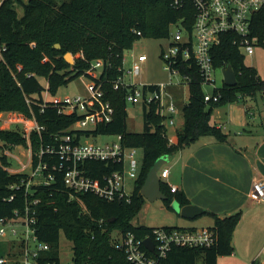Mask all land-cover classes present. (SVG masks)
<instances>
[{"label": "trees", "instance_id": "1", "mask_svg": "<svg viewBox=\"0 0 264 264\" xmlns=\"http://www.w3.org/2000/svg\"><path fill=\"white\" fill-rule=\"evenodd\" d=\"M191 12L193 15L189 6L172 7L170 0H3L0 4V114L10 118H35L44 126L41 132H31L34 165L38 163L37 153L41 146L57 142L53 137L56 134L76 133L79 137L83 134H121L126 146L143 150L142 169L129 202L108 200L91 192L74 193L64 184V171L59 170L54 171L56 177L51 184H31L27 189L29 173L26 170L12 172L6 153L7 147L14 145L28 148L27 138L23 132L0 126V219L16 218L29 209L30 215L36 218L34 228L38 239L50 247L41 253V264H62V230L72 243L74 264H132L125 253L115 247L114 232L132 231L139 237L151 234L152 227L133 223L146 202L142 187L150 168L160 157L172 155L202 136L213 135L224 140L226 134L211 123L213 108L264 94V78L245 63L237 34L227 33L212 49L214 65L221 68L231 64L238 82L234 86L224 84L219 91L215 90L214 93L220 92L217 101L205 100L202 77L196 66L187 62L177 65L191 78L187 79L189 100L183 107V123L177 130V144L168 139V126L157 103L149 108L143 105L142 132L128 130V87L115 89L113 84L109 86L104 82L105 99L114 107L113 119L97 122L88 128L76 126L84 114L60 113L57 102L45 99L44 90L55 93L60 84H67L83 74L96 83L106 81L110 73L114 79L124 75V70L119 68L126 49L132 48L142 37H167L170 25ZM188 20L193 22V17L191 19L190 15ZM251 35L259 37L261 43L264 40V7L253 15ZM57 43L60 48L56 47ZM67 52L79 54L74 63L70 64L65 58ZM97 60L103 62L100 75L88 72L90 63ZM40 76L47 79V88ZM148 87L154 89L157 84L147 83L144 88ZM43 158L50 164L60 159L58 155L49 154ZM86 167L89 174L99 180L121 166L113 161L89 160ZM161 182L166 195L163 202L167 207L174 199L183 205L189 203L183 192H172L165 180ZM71 194L75 196L72 199ZM77 198L86 205V212H83ZM35 199L37 204H32ZM210 213L216 216L217 242L210 247H174L164 264H218L220 255L233 253L232 237L240 213L223 219ZM14 248L15 245L3 256L13 255ZM0 264L19 262L9 260Z\"/></svg>", "mask_w": 264, "mask_h": 264}, {"label": "built area", "instance_id": "2", "mask_svg": "<svg viewBox=\"0 0 264 264\" xmlns=\"http://www.w3.org/2000/svg\"><path fill=\"white\" fill-rule=\"evenodd\" d=\"M172 7L180 9L183 7H191L193 11L187 13L183 18L178 19L170 25L169 34L165 39L168 41V47L162 49L161 57L165 62V68L172 74H180L182 79H191L188 75L183 74L177 66L180 62H187L190 66L194 65L201 74L203 86H212L213 91L209 93L205 91L206 101H217L220 98V90L217 86L216 67L212 49L222 41V36L227 33H236L238 36L239 46L243 53L252 54L255 46L261 43L259 37L251 35V25L253 15L264 7V0H170ZM193 17L190 22L189 17ZM191 23V24H189ZM175 24V30L172 25ZM141 33L140 31H138ZM264 43V40L262 41ZM147 55L139 54L138 60L145 62ZM93 68L103 66L101 60L93 62ZM223 67H221L222 69ZM91 72V70H88ZM131 75L139 74L141 67L135 65L128 70ZM93 74V73H92ZM93 81V80H92ZM105 80L89 85V95H77L75 97H65L63 100H54L60 113L76 112L84 114L78 119L76 126L78 128H88V123L92 121L94 125L101 121H111L113 119L114 107L111 102L105 99V90L103 84ZM133 85L132 87L130 86ZM147 83H129L125 80L124 75H120L113 80V87H128L126 93L127 102L141 103L149 106L157 103L163 121L167 126L176 125L175 114L179 113V108L173 100H167V83H158L154 89L147 88ZM149 84V83H148ZM130 86V87H129ZM172 98V96H171ZM45 105V104H44ZM22 117H19L20 120ZM17 119V118H16ZM26 131L24 135L27 138L29 147L27 151L31 154L29 163L22 164L19 171H25L29 166L32 171L29 173V185H49L55 180V170L64 171L63 181L67 188L74 193L91 192L108 200L118 199L119 201H130L132 192L126 189L127 178L137 179L138 169L132 166L127 169V160L135 159L136 148L128 152L123 143L121 134L117 135V140L98 143L92 139V136L86 134L79 137L76 133L56 134L53 135L57 142L41 146L38 151V163L34 165V155L31 146V132H41L44 128L34 119H26ZM21 121V120H20ZM28 131V133H27ZM132 148V147H130ZM45 154L58 155L59 162L50 164L43 158ZM89 160L95 161H113L120 164V168L104 174L99 180L94 179L86 167ZM168 167H161L159 170L160 179L164 180L169 175ZM171 191L176 192L178 187L170 185ZM71 194V199L74 198ZM250 197L257 202H264V181L256 179L250 191ZM80 198V197H79ZM77 198V199H79ZM13 199V196L10 197ZM83 212L87 211L86 205L79 199ZM37 204L38 200L31 201ZM35 210H33V214ZM36 218L27 211L24 215L16 218L0 219V235L7 234L5 225H9L8 230L13 235H17V225L24 227V236L20 240L19 249L12 252L10 257H0V262H8L9 260H17L19 264H41V253L49 250V244L40 241L36 235L34 223ZM102 222V220H101ZM151 238L153 241V249L145 244V239ZM218 240V232L214 227H176V226H158L152 227L151 234L146 237H139L134 232L114 234V245L117 249L123 251L127 260L132 264H164L165 258L174 247H210ZM51 264V263H46ZM249 264H264V258L257 259Z\"/></svg>", "mask_w": 264, "mask_h": 264}, {"label": "crops", "instance_id": "3", "mask_svg": "<svg viewBox=\"0 0 264 264\" xmlns=\"http://www.w3.org/2000/svg\"><path fill=\"white\" fill-rule=\"evenodd\" d=\"M223 85L224 79L220 88ZM0 120L8 122L9 118L2 113ZM210 120L226 134L225 139L205 135L169 155L170 164L162 166L170 170L165 181L183 192L187 204L205 210L195 218L203 216L207 227L216 225V216L210 212L222 219L240 213L232 237L234 251L219 258H227L228 264H249L264 258V202L250 197L253 182L264 181V94L215 106ZM182 123L183 111L180 123L168 127L167 136L173 144L179 142L177 130ZM18 148L23 150L20 145Z\"/></svg>", "mask_w": 264, "mask_h": 264}, {"label": "rangeland", "instance_id": "4", "mask_svg": "<svg viewBox=\"0 0 264 264\" xmlns=\"http://www.w3.org/2000/svg\"><path fill=\"white\" fill-rule=\"evenodd\" d=\"M3 0H0V4ZM175 30V24L171 27ZM168 47V41L165 38H147L142 37L136 40L134 46L130 49L124 51V61L121 68L124 70V78L129 83H167V100H173L174 103L178 105L179 113L175 114L177 123L182 120V111L184 104L189 100V85L187 83L180 82L182 76L180 74H172L171 71L165 68V62L161 57L162 49ZM146 54L147 60L145 62H140L138 60L139 54ZM245 63L254 68L258 75L264 78V43H259L255 46V51L253 54H248L243 50ZM74 61L77 59L79 54H73ZM82 57L84 55H81ZM2 61V53L0 48V63ZM96 62V61H94ZM138 64L141 67V72L139 74L131 75L128 70L134 65ZM70 64H72L70 62ZM93 65L90 63L88 70L95 75H100L102 72L101 66ZM117 72H120L118 70ZM217 86H222L223 73L221 68H217L215 71ZM114 77L112 73L106 76L107 85L111 86L113 84ZM40 80L44 87H48L47 79L40 76ZM93 81L86 74L80 75L68 81L67 84H60L55 93L50 92L48 89L44 90V97L46 100H63L65 97H75L77 95L87 96L89 95V85L91 86ZM204 90L212 93V86H204ZM172 96V98H171ZM121 100V98H120ZM127 124L128 130L131 132H142L144 130V114L143 105L141 103L127 102ZM9 118L8 122L1 121L0 126L6 130H18L20 132H25V121L23 118L20 120L16 118ZM30 120V119H28ZM92 121L88 123L87 126L91 127ZM170 127V126H168ZM28 133V131H27ZM92 139L96 140L98 143H107L117 140L116 134H100L98 136H92ZM19 145H14L7 147L6 153L8 155L9 169L13 172L14 170H20L22 166L21 160L27 165L29 163L28 159L31 154L27 151V148L23 147V152L18 148ZM29 147V143H28ZM133 148H127V151H132ZM135 159L127 160V169L132 166H136L138 173L142 169L143 162V150L136 148ZM166 157V156H162ZM166 164H170L169 156ZM167 159V158H166ZM28 162V163H26ZM26 172L31 173L32 169L29 166L25 169ZM136 179L127 178L126 189L128 192H132L134 188ZM165 180V179H164ZM178 202L173 200L170 207H167L161 198L155 200H148L143 205L139 214L133 219L134 224L146 225V226H164V225H179L183 227L195 226V227H207L208 223L204 220L203 216H199L195 219L184 218L178 211ZM1 226V223H0ZM7 234L4 236L0 235V256H5L7 252L13 249H19L20 240L24 236V227L17 225L18 230L17 235H13L11 231L8 230L9 225H5ZM118 231L114 232L117 234ZM13 250V251H14ZM60 259L62 264H74L73 261V248L72 243L66 238L64 231H61L60 235ZM218 264H228L227 258L220 257Z\"/></svg>", "mask_w": 264, "mask_h": 264}, {"label": "water", "instance_id": "5", "mask_svg": "<svg viewBox=\"0 0 264 264\" xmlns=\"http://www.w3.org/2000/svg\"><path fill=\"white\" fill-rule=\"evenodd\" d=\"M56 47L60 48L61 45L59 43L56 44ZM65 58L71 62L74 63V58L72 53L67 52L65 54ZM223 73V79L224 84L228 86H234L238 82V78L236 75V72L231 64H228L227 66L222 68ZM167 158V159H166ZM168 160V157H160L154 165L150 168L146 181L142 187V193L148 200H155L157 198H161L162 200L166 198V195L164 194L162 190V182L159 177V170L161 167L166 163ZM177 211L185 218L193 219L197 215L203 213L205 210L196 204H186L181 205L178 203ZM145 244L153 249V241L151 238L145 239ZM85 264V263H84Z\"/></svg>", "mask_w": 264, "mask_h": 264}]
</instances>
